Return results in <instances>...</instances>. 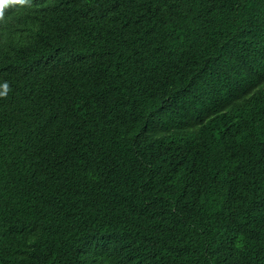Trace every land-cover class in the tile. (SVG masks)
<instances>
[{
	"label": "trees",
	"instance_id": "16d2710c",
	"mask_svg": "<svg viewBox=\"0 0 264 264\" xmlns=\"http://www.w3.org/2000/svg\"><path fill=\"white\" fill-rule=\"evenodd\" d=\"M6 20L0 264H264V0Z\"/></svg>",
	"mask_w": 264,
	"mask_h": 264
},
{
	"label": "clouds",
	"instance_id": "9594fccd",
	"mask_svg": "<svg viewBox=\"0 0 264 264\" xmlns=\"http://www.w3.org/2000/svg\"><path fill=\"white\" fill-rule=\"evenodd\" d=\"M33 0H0V24L6 23V10L9 8H15L19 6L20 8L30 7ZM48 1H57V0H48ZM59 23H62L61 26H58ZM67 25L65 20H60L57 22V30L66 31ZM4 92H0V96H5L8 91V85L5 83Z\"/></svg>",
	"mask_w": 264,
	"mask_h": 264
},
{
	"label": "rangeland",
	"instance_id": "374dc122",
	"mask_svg": "<svg viewBox=\"0 0 264 264\" xmlns=\"http://www.w3.org/2000/svg\"><path fill=\"white\" fill-rule=\"evenodd\" d=\"M257 71H258V69H257Z\"/></svg>",
	"mask_w": 264,
	"mask_h": 264
}]
</instances>
